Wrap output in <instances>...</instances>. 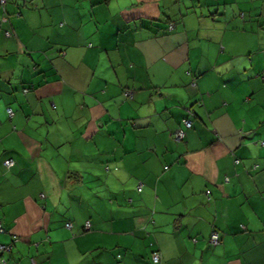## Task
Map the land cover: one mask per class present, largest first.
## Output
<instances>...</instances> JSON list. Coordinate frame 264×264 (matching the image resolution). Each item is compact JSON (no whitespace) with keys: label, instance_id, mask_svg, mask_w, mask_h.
Returning a JSON list of instances; mask_svg holds the SVG:
<instances>
[{"label":"crops","instance_id":"0c3cea01","mask_svg":"<svg viewBox=\"0 0 264 264\" xmlns=\"http://www.w3.org/2000/svg\"><path fill=\"white\" fill-rule=\"evenodd\" d=\"M3 6L0 264H264V0Z\"/></svg>","mask_w":264,"mask_h":264},{"label":"built area","instance_id":"2783aa9c","mask_svg":"<svg viewBox=\"0 0 264 264\" xmlns=\"http://www.w3.org/2000/svg\"><path fill=\"white\" fill-rule=\"evenodd\" d=\"M5 1H6V0H0V5L2 6V5L5 3ZM6 112H7V114H8L9 116L12 114V110H11L9 107L6 109ZM182 124H183L184 128H189L190 125H191V121H190L188 118H183V119H182ZM183 135H184V130L181 129V128H179V129H177V130L175 131V133H174V138H175L176 140H180V139L183 138ZM235 162H237V160H236ZM12 163H13V162H12L11 159H7V160L4 161V165L7 166V167L11 166ZM138 189H139V187H138ZM66 226H69V224H66ZM88 227H89V224L86 223L85 228L87 229ZM3 230H4V229H3V227H2V225H1V223H0V232L3 231ZM209 242H210L211 244H216V243L219 242V235H218L217 232L213 231V232L210 234ZM9 248H10L9 245L0 244V252H2L3 250H9ZM158 259H159L158 253H157V252H152V260H153L154 262H157ZM1 264H5V261H1ZM32 264H33V263H32Z\"/></svg>","mask_w":264,"mask_h":264},{"label":"trees","instance_id":"16d2710c","mask_svg":"<svg viewBox=\"0 0 264 264\" xmlns=\"http://www.w3.org/2000/svg\"><path fill=\"white\" fill-rule=\"evenodd\" d=\"M6 2V1H5ZM5 4V3H4ZM3 4V5H4ZM1 6L2 8L4 7V6ZM3 10V9H2ZM24 91H26V89H24ZM189 117V113L186 115V117H184V118H188ZM189 120H190V118H188ZM7 159H11V158H7ZM6 159V160H7ZM12 160V159H11ZM5 161V160H4ZM4 161H3V164H4ZM13 162V161H12ZM13 164V163H12ZM12 166V165H11ZM7 167V166H6ZM10 167V166H9ZM9 167H7V168H9ZM138 187H139V189H138ZM138 187H136V190L137 191H140L141 190V187L140 186H138ZM86 223H88V222H85V224H84V228H85V225H86ZM66 224H69V223H66ZM3 227V226H2ZM69 227V226H68ZM86 229V228H85ZM88 229V228H87ZM210 237V236H209ZM209 240V239H208ZM211 244V243H210ZM152 252H157L158 253V251L157 250H153ZM158 256H159V253H158Z\"/></svg>","mask_w":264,"mask_h":264}]
</instances>
